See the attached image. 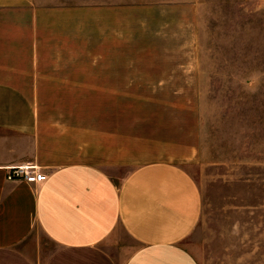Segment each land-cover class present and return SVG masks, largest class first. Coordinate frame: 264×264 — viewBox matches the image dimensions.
Here are the masks:
<instances>
[{
    "label": "rangeland",
    "instance_id": "rangeland-1",
    "mask_svg": "<svg viewBox=\"0 0 264 264\" xmlns=\"http://www.w3.org/2000/svg\"><path fill=\"white\" fill-rule=\"evenodd\" d=\"M37 2L47 8L42 83L23 74V84L47 133L89 144L84 160L99 165L103 138L121 137V177L182 166L203 198L185 242L200 264H264V0ZM41 246L45 260L55 247Z\"/></svg>",
    "mask_w": 264,
    "mask_h": 264
},
{
    "label": "crops",
    "instance_id": "crops-1",
    "mask_svg": "<svg viewBox=\"0 0 264 264\" xmlns=\"http://www.w3.org/2000/svg\"><path fill=\"white\" fill-rule=\"evenodd\" d=\"M36 1L0 0V264H200L185 242L203 198L185 168L153 162L121 177V137L103 138L109 150L99 165L84 160L89 144L82 152L63 133H47L23 84V74L28 84L42 83L47 8ZM72 78L60 80L79 83ZM25 165L38 166L46 181H7L10 169ZM33 237L36 257L26 249ZM41 240L55 247L45 260Z\"/></svg>",
    "mask_w": 264,
    "mask_h": 264
},
{
    "label": "built area",
    "instance_id": "built-area-1",
    "mask_svg": "<svg viewBox=\"0 0 264 264\" xmlns=\"http://www.w3.org/2000/svg\"><path fill=\"white\" fill-rule=\"evenodd\" d=\"M47 176L38 166L25 165L14 167L9 170L7 181L12 183L26 182L32 185L42 184L46 181Z\"/></svg>",
    "mask_w": 264,
    "mask_h": 264
}]
</instances>
